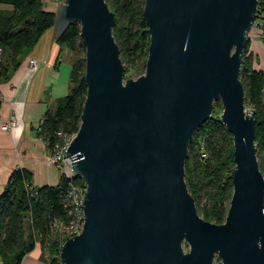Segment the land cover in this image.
<instances>
[{
    "label": "water",
    "instance_id": "1",
    "mask_svg": "<svg viewBox=\"0 0 264 264\" xmlns=\"http://www.w3.org/2000/svg\"><path fill=\"white\" fill-rule=\"evenodd\" d=\"M257 4L144 0L149 44L135 79H124L106 1L60 4L54 36L79 23L86 85L66 149L85 183L83 226L60 264H264V178L240 79ZM217 100L234 162L219 224L198 214L184 178L189 141Z\"/></svg>",
    "mask_w": 264,
    "mask_h": 264
},
{
    "label": "trees",
    "instance_id": "2",
    "mask_svg": "<svg viewBox=\"0 0 264 264\" xmlns=\"http://www.w3.org/2000/svg\"><path fill=\"white\" fill-rule=\"evenodd\" d=\"M113 12L112 34L119 47L121 60L141 63L145 68L149 32L143 17L144 0H105ZM11 10L0 14V79L10 67L18 65L24 50L32 47L39 36L54 26L56 10H49L42 0H0ZM257 8L264 15V0ZM60 48L75 54L70 71L68 93L49 107L38 130L48 151L59 141L57 133L72 137L80 124L82 105L86 94L84 81L85 52L80 37V25L74 23L56 38ZM242 52L240 79L244 88V103L248 104L255 119L257 155L264 161V69L251 65V55ZM221 109L214 102L211 116L193 133L187 147L184 178L194 198L197 212L205 220L222 223L232 193L231 172L233 162L232 135L217 116ZM262 171V170H261ZM62 172L56 185L35 186L30 190L29 174L15 169L0 193V262L21 264L23 257L38 242L55 254L60 249L54 223L67 222L69 214L63 198L70 184L84 186L83 179L72 172ZM34 186V185H33Z\"/></svg>",
    "mask_w": 264,
    "mask_h": 264
},
{
    "label": "crops",
    "instance_id": "3",
    "mask_svg": "<svg viewBox=\"0 0 264 264\" xmlns=\"http://www.w3.org/2000/svg\"><path fill=\"white\" fill-rule=\"evenodd\" d=\"M10 10L9 5L0 4V14ZM57 37L54 26L46 29L32 47L24 50L18 65L10 67L6 76L0 79V124L12 116L17 120L13 129L0 127V193L15 169L26 171L34 186L56 185L64 172V169L61 171L55 165L47 164L49 151L38 134L46 110L70 88L73 61L68 55L71 51L60 48ZM251 50L259 56V65L252 67L264 69V48L260 39H251ZM31 59L34 66L29 65ZM38 246L41 254L32 257ZM21 264L49 263L37 242Z\"/></svg>",
    "mask_w": 264,
    "mask_h": 264
},
{
    "label": "built area",
    "instance_id": "4",
    "mask_svg": "<svg viewBox=\"0 0 264 264\" xmlns=\"http://www.w3.org/2000/svg\"><path fill=\"white\" fill-rule=\"evenodd\" d=\"M44 7L52 6L54 10L60 6V4L64 3V0H42ZM252 28H255L258 32V37H260L261 41L264 43V15L257 8V13L255 20L253 22ZM34 60L29 61L30 66H34ZM244 110L248 114H252L251 107L248 104L244 103ZM17 124V120L15 116H12L8 120L1 121L0 127L3 130L13 129ZM40 129V124L38 126V130ZM57 136L59 137V141L55 144V147L52 151H49L48 156L46 158V162L49 165H55L59 170H63L65 166H70L71 159L66 155V149L69 145L72 137H68L58 132ZM262 176L264 178V170L261 171ZM25 186L30 190L34 189L35 186L26 182ZM85 194V183L84 186L70 184L66 194L63 198L64 207L67 208V212L69 214V220L67 222H56L54 223V227L60 229L59 232L65 234V236L72 237L81 232L83 226V199ZM63 243V242H62ZM60 244V247L62 245ZM45 256L47 257L49 264H60V249L55 254H50L48 252L47 247L44 249Z\"/></svg>",
    "mask_w": 264,
    "mask_h": 264
},
{
    "label": "rangeland",
    "instance_id": "5",
    "mask_svg": "<svg viewBox=\"0 0 264 264\" xmlns=\"http://www.w3.org/2000/svg\"><path fill=\"white\" fill-rule=\"evenodd\" d=\"M48 8V7H46ZM50 9H54L52 6L49 7V10ZM258 32L256 31L255 28H251L250 31L248 32V42H247V49H246V52H245V57H247L248 55H251V65L252 66H256L259 65V56L257 55V53L255 54V52L253 50H251V39L253 40H257L260 39V37H258ZM261 40V39H260ZM262 42V41H261ZM262 46L264 48V43L262 42ZM83 56H84V53H83ZM69 60L70 61H73L74 60V57H75V54L73 52H69ZM123 65H124V70H125V75H124V79L126 78H137L138 76L142 75L144 73V70L145 68L143 69L142 65L140 62H138L137 64H132L131 62H127V61H122ZM217 113L216 115L217 116H220L221 112H222V107L220 109V112L219 110H216ZM69 137V136H68ZM257 160H258V166H259V169L260 171L264 170V161H263V158L259 157L257 155ZM233 168L232 167V171H233ZM64 172L67 174V175H70V173H72L73 171L71 170V167L70 166H65L64 167ZM232 174V172H231ZM202 217V216H201ZM60 229H57V232H56V236H57V239L59 241H62V240H65L67 239V237L65 236V234L59 232ZM183 248H184V251H187L188 250V245L187 244H184L183 245ZM49 252V250H48ZM50 254H52L53 252H49ZM41 252H40V248L38 246V248L33 251L32 253V257H34L35 255H40ZM42 254H43V257L44 259H47V257L45 256V252L44 250L42 249ZM48 261V260H47Z\"/></svg>",
    "mask_w": 264,
    "mask_h": 264
}]
</instances>
